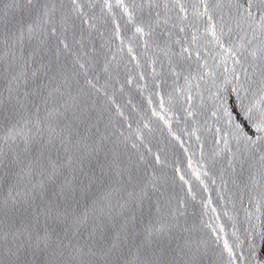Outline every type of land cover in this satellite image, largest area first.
Wrapping results in <instances>:
<instances>
[{
    "label": "water",
    "instance_id": "95a60500",
    "mask_svg": "<svg viewBox=\"0 0 264 264\" xmlns=\"http://www.w3.org/2000/svg\"><path fill=\"white\" fill-rule=\"evenodd\" d=\"M0 264H264V0H0Z\"/></svg>",
    "mask_w": 264,
    "mask_h": 264
}]
</instances>
